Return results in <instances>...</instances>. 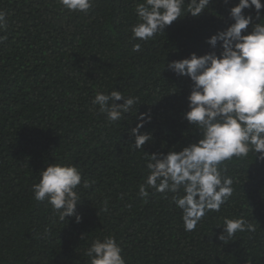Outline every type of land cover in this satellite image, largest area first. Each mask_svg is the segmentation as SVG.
Segmentation results:
<instances>
[{
    "label": "trees",
    "instance_id": "obj_1",
    "mask_svg": "<svg viewBox=\"0 0 264 264\" xmlns=\"http://www.w3.org/2000/svg\"><path fill=\"white\" fill-rule=\"evenodd\" d=\"M143 2L93 0L85 14L63 10L58 0H0L7 25L0 30V264H89L91 242L108 235L125 264H264V162L253 152L220 166L233 193L194 231L185 230L173 193L138 195L146 155L179 152L200 138L183 118L192 82L167 64L219 54V44L212 49L206 41L233 23L238 0H211L196 18L185 11L147 42L131 38ZM243 14L256 15L252 8ZM111 91L138 100L109 123L92 100ZM143 113L151 122L139 133L152 139L140 151L131 130ZM53 163L76 166L81 184L91 185L78 186L80 202L65 222L47 201L33 199L38 174ZM225 218H242L254 231L220 241Z\"/></svg>",
    "mask_w": 264,
    "mask_h": 264
},
{
    "label": "clouds",
    "instance_id": "obj_2",
    "mask_svg": "<svg viewBox=\"0 0 264 264\" xmlns=\"http://www.w3.org/2000/svg\"><path fill=\"white\" fill-rule=\"evenodd\" d=\"M225 4L229 0H223ZM211 0H144L135 12L138 20L131 26V38L147 42L157 33L181 18L186 11L191 17H199ZM60 7L68 12L87 14L93 0H58ZM185 5L187 8L185 9ZM252 8L256 15H244L243 10ZM261 0H238L230 9L233 23L225 30L212 35L206 43L212 49L219 44V54L211 51L202 56L195 53L187 58L172 61L167 68L176 76L188 77L192 82L187 97L188 110L183 118L199 131L200 138L181 151L167 154L146 155L147 176L139 185L138 195L149 196L148 189L158 193H173L172 203L181 211L186 231H194L209 211L218 212L233 193V180L222 175L220 166L233 157H246L249 152L264 162V17ZM185 15V14H184ZM183 15V16H184ZM259 20V23H254ZM5 13L0 11V30L6 28ZM246 32L247 34H243ZM140 43L133 44V51L140 50ZM138 98L122 92L108 94L97 92L92 100L109 123L119 121L130 113ZM116 101H123L116 104ZM136 112V108H135ZM132 128V147L141 151L149 142L150 134H141L144 123L151 122L150 113L140 114ZM259 153V156H257ZM39 182L32 186L33 199L47 201L61 222L72 217L80 202L78 186L90 187L82 181L81 171L70 164L53 163L39 174ZM94 183V182H92ZM182 192V194H180ZM107 200L104 211H107ZM75 221H81L75 215ZM223 232L218 237L224 241L237 232L254 231L242 218L223 221ZM47 232V229L45 230ZM122 249L114 236H104L91 242L85 252L89 264H125Z\"/></svg>",
    "mask_w": 264,
    "mask_h": 264
}]
</instances>
